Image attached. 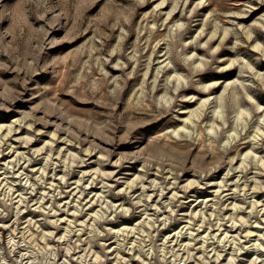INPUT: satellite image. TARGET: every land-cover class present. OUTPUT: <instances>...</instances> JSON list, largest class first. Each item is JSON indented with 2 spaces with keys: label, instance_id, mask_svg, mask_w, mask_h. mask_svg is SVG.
<instances>
[{
  "label": "rangeland",
  "instance_id": "1",
  "mask_svg": "<svg viewBox=\"0 0 264 264\" xmlns=\"http://www.w3.org/2000/svg\"><path fill=\"white\" fill-rule=\"evenodd\" d=\"M263 158L264 0H0V264H264Z\"/></svg>",
  "mask_w": 264,
  "mask_h": 264
},
{
  "label": "bare ground",
  "instance_id": "2",
  "mask_svg": "<svg viewBox=\"0 0 264 264\" xmlns=\"http://www.w3.org/2000/svg\"><path fill=\"white\" fill-rule=\"evenodd\" d=\"M164 2V1H163ZM202 2V1H201ZM162 3V2H161ZM165 4V3H164ZM250 36V35H249ZM251 37V36H250ZM258 49V48H260V46H259V44H257V45H255V49ZM180 79H181V77H180ZM243 84V83H242ZM205 88V90H206V87H204ZM233 90V89H232ZM240 109V108H239ZM8 129H10V128H8ZM10 132V131H9ZM11 133V132H10ZM6 135H8V134H6ZM257 139V138H256ZM29 140H31V139H29ZM264 159V158H263ZM243 163V162H242ZM260 171V170H259ZM133 182V181H132ZM133 184H134V182H133ZM192 184V183H191ZM190 184V186H192ZM132 185V184H131ZM258 187V186H257ZM176 193V192H175ZM238 206V205H237ZM240 206V205H239ZM236 208V207H235ZM173 211V210H172ZM80 213V212H79ZM203 218V217H202ZM240 221H244V218H241V216H240V219H239ZM247 220V219H246ZM237 221V220H236ZM236 221L234 222L235 224H234V226H232V227H235L236 225H237V223H236ZM56 222V221H55ZM246 222V221H245ZM245 222H243V223H245ZM221 225V224H220ZM222 226V225H221ZM219 228H220V226H219ZM239 228V227H238ZM252 233H253V231H251ZM250 232V233H251ZM229 242V241H228ZM261 245V244H260ZM218 256V255H217ZM219 257V256H218ZM236 257V256H235ZM218 260V259H217ZM258 260V259H257Z\"/></svg>",
  "mask_w": 264,
  "mask_h": 264
}]
</instances>
